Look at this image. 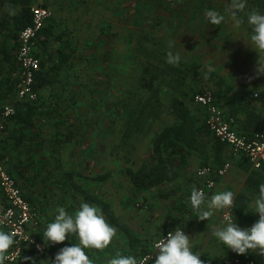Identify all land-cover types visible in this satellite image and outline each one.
<instances>
[{"label": "trees", "instance_id": "16d2710c", "mask_svg": "<svg viewBox=\"0 0 264 264\" xmlns=\"http://www.w3.org/2000/svg\"><path fill=\"white\" fill-rule=\"evenodd\" d=\"M0 1L1 5L7 2L16 6L15 13L5 14L0 21V35L4 41L0 42V46L3 44L6 53L13 57L19 48L21 31L32 22L31 8L40 0ZM189 1L176 0L175 3L185 5ZM43 6L49 8L47 4ZM251 6L248 12L255 10L264 14V0H253ZM68 18L58 21L53 12L52 18L46 22L35 40L36 54L41 60L34 85L38 99L15 105L17 114L8 120L15 127L13 131L10 130L8 121L5 122L2 141L4 163L9 173L16 179L24 198L33 207L38 208L41 205V202L33 197L35 192L33 187L38 180L43 181V174L47 172L50 182L59 187L64 195L81 198L83 203L100 208L103 216L117 227L134 248L139 241L137 235L116 217L111 204L101 196L92 194L81 183L84 179L106 183L114 178L115 171L89 178L73 165L63 161L62 151L71 141V135L60 132L62 126L67 124L63 114L74 108L83 84L81 76L76 72L77 67L81 69L78 60H90L84 53L87 45H84L86 40L82 42L81 30L75 21ZM249 28L252 29V26L249 25ZM101 30L96 44L101 47L107 46L102 38L108 33L107 29ZM146 33V39L153 41L154 48L145 46L150 57H147L148 67L142 68L140 85L144 86L146 79L148 81L146 86L152 87V91L145 109L139 110L133 104L125 106L126 111L130 110L124 129L129 142H143L150 152L146 162L139 168L128 167L123 172L138 191L146 192L151 199L157 197L159 200L163 197L159 192L160 188L164 184L178 181L182 169L193 165L198 168L207 166L220 168L227 160L226 144L217 139L206 125L204 109L198 104L189 103L184 97L183 90L190 87L193 98L197 94L211 92L232 127L236 125L232 118H236L237 113L245 110V105L240 103V94L235 92L232 85L226 83L225 77L217 70L207 71L204 76L201 73L202 65L198 61L186 62L180 59L179 64L175 66L167 63L166 45L160 43L163 38L153 40L152 35ZM130 36L131 40L133 39L131 43L129 42L131 50L136 52L142 49V45L144 48L143 42L136 41L138 34ZM212 64L210 61L203 65L209 67ZM202 78L204 81L213 82V88L206 82L200 86ZM54 119L57 121H53ZM239 127L243 131L241 134L252 138L264 131V116L249 112ZM52 130L54 133L50 134ZM10 138L14 139L17 147L27 149L28 156L19 162L15 161L14 156H10L14 148L12 144L10 146ZM47 142L52 151L51 158L41 153L46 149ZM52 161L56 168L49 170ZM253 181L254 177L251 176L247 182L249 188ZM45 184L47 186L46 181ZM31 187L33 189H30ZM232 214L238 218L242 214V209L234 205Z\"/></svg>", "mask_w": 264, "mask_h": 264}, {"label": "rangeland", "instance_id": "374dc122", "mask_svg": "<svg viewBox=\"0 0 264 264\" xmlns=\"http://www.w3.org/2000/svg\"><path fill=\"white\" fill-rule=\"evenodd\" d=\"M217 1L190 0L185 5L175 3L176 0L47 1L50 2V8L54 13L59 10L61 15H63L62 17H69L68 19L71 18L75 21L83 34L82 42L86 40L84 45L87 46L84 49V53L90 60H78L81 64V69L77 67L76 72L81 76L83 84L79 96L75 101L76 105L63 114V118L67 124L66 126H62L60 132L71 135L70 144L66 145L62 151L63 161L69 165H73L76 170L84 173L89 178L108 171H115L114 178L106 183H97L86 179L82 180L81 183L92 194L97 193L106 199L113 200L116 204H122V201L131 197L135 200L137 209L145 205L137 201L139 196L135 193L134 189L132 190L134 186L123 171L128 167L139 168L146 162L150 152L147 145L143 142H129L127 140L126 129H124L130 110L127 109L126 111L125 106L133 104L139 110L145 109L152 91V87L146 86L148 83L146 79L144 86L140 85L142 68L148 67L147 57L149 56V52L146 47L150 49L154 48L153 41L146 39V32L152 35L151 38L153 40L163 38L160 43H165L166 52L170 50L174 54L178 52L181 59L186 62L198 61L202 65V75H206L207 71L217 70L219 74L225 77L226 83L233 87L235 86L233 76L240 73L242 75L240 78L243 79L244 73H254L258 54L247 45L250 44V35L248 38L246 37L247 39L242 37L243 39L241 40V38H238L237 45L232 47V52L230 53L229 50L228 55H222L223 47H219L217 35L215 36L218 31L217 25H211L206 21L204 19L206 17L205 11L202 10L203 6L205 10L212 9V5L214 4L218 7ZM220 1L228 2L229 0ZM72 7H76L77 11H72ZM215 10L218 11V8ZM103 21L104 25L102 26ZM99 26L102 27L100 28ZM102 28L107 29L108 33L105 37H102L106 41L107 46L101 47L96 42L97 37L102 32ZM213 28L216 29L213 30ZM249 32L251 35L253 34L252 29ZM247 33L248 31L245 32V35ZM132 34H138L136 41L143 42L144 48L142 45V49H138L136 52L135 50H131L129 42L131 43L133 40H131L130 36ZM207 38L212 40V42H209ZM170 44L172 45L171 48L169 47ZM210 61L213 63L211 66H204ZM240 78L238 77V81H240ZM205 82L213 88V82L204 81L203 78L200 81V86ZM258 88L264 94V88L260 85L248 83L243 85V90L248 95L252 92L260 93ZM183 94L189 103L197 104L190 87H186L183 90ZM53 121L57 120L54 119ZM53 133L54 130L50 134ZM46 145V149L41 151V153L51 158L52 151L49 147V142ZM241 155L244 154L235 155L231 151L228 162L233 165L234 160L238 159ZM55 168L56 166L52 161V166L48 169L54 170ZM199 169L195 165L182 169V175L176 185L166 190L171 195V203L177 195H180V197L188 195L187 197L189 198L193 186L199 188L203 185V181L197 176ZM224 178L225 176L222 178L218 176L213 177L216 187L218 184L217 179ZM37 182L33 187L37 199L40 202L43 201L51 216L55 217L56 208L63 207V205L58 203V198H69V195H64L59 187L54 186L50 182L47 172L43 174V181L38 180ZM35 210L37 215L35 221L39 225V221H43L41 219L42 215L39 208H35ZM193 211V208L189 207L187 215L190 217ZM224 212L225 209L220 210L219 226L227 223L223 219ZM194 215H196L195 212ZM159 219H161L160 216ZM235 220L234 217L233 222ZM196 221L193 218L192 224L189 227L188 235L190 236V241L195 237L196 230L192 226L193 222ZM208 223L206 222L204 225L209 226ZM236 223L242 229H248V225H245V223L239 224L237 221ZM179 227L186 233L184 224ZM122 239L123 237L119 234H116L114 239H112V245H109L112 246L109 248L113 249L111 258L115 257L117 253L123 255L119 252L123 248L122 243L124 240ZM44 245L46 246L47 254L50 246ZM52 245L56 246L58 244ZM202 245L204 244L200 243V246ZM220 249L224 251V257L219 260L220 264H227V262L236 259L253 261L257 264L256 261L249 258L248 254L238 255L228 249L227 246ZM34 251L40 257L43 255L35 249Z\"/></svg>", "mask_w": 264, "mask_h": 264}, {"label": "crops", "instance_id": "0c3cea01", "mask_svg": "<svg viewBox=\"0 0 264 264\" xmlns=\"http://www.w3.org/2000/svg\"><path fill=\"white\" fill-rule=\"evenodd\" d=\"M47 1L48 0H40L34 5L43 6L47 4L50 8V2ZM252 2L253 0H247L246 9L242 13H238V17L243 21L239 28L234 26V21L231 18V15L226 11V9L229 8L230 0L228 2H222L218 0L216 2L218 3V7H216L215 4L212 5V9L218 8V12L222 10L221 14L225 16L224 21L220 25H217L218 31L215 34V36L217 35V43L219 47H223L222 55H228L229 50L230 53L232 52V47H235L237 45L238 38H241L242 40L243 38H248L249 35L251 36L249 32V30L251 29L249 28V24L247 23V14L249 13L248 10L252 7ZM15 9L16 6L10 5L7 2L1 5L0 1V21L5 14L12 12L15 13ZM71 9L72 11H77L76 7H72ZM202 10L205 11L204 6ZM54 15L57 17L58 21L60 19L66 18L62 17L63 15H61V12L59 10H57ZM204 19L208 21L206 17H204ZM215 29L216 28H213V30ZM246 31H248V33L245 35ZM2 37L3 36L0 35V42L4 43ZM209 42H212V40H209ZM9 46L11 49L12 41L11 43H9ZM17 53L18 51L14 53L13 57L11 56V54L9 56L5 51L4 45L2 44L0 46V122L2 121L1 113L4 106H15L20 102H23L18 100L16 91L19 76V63L17 60ZM253 74V72L244 73L243 79L240 78L242 77L240 73L236 74L237 77L233 76V82L235 81V92L240 94V103L245 105V110L237 113L236 118H232V121L235 122L234 125L236 124L233 128L240 133H242L243 131L240 129L239 125H241L246 120V114H248L249 112H254L264 116V94L261 92V90L258 88L261 93V95L259 94V98L254 97L256 92H252L250 95H248V93L243 90V85H245V83L251 85L257 84L264 88V75L260 76V79H252L250 82H248L249 80L247 78L252 76ZM238 77L240 78V81H238ZM7 124L10 125V130L12 129L13 131L15 127L12 125V122L8 121ZM9 141L10 146L11 144L14 146L10 156H14L16 162H19L28 156L26 148L24 150L21 147H17L14 143V139L10 138ZM226 146L227 149L225 155L227 158V163L229 161L232 149L228 145ZM251 176L254 177V181L252 182L253 185L249 188L247 182ZM177 182L178 181L164 184L159 190L160 194L163 195V197L159 200L157 199V197L155 199H151L150 195H148L146 192L138 191L135 187L132 188V190L134 189L135 193H137V195L139 196V198H137V201L145 204L143 205V207H139V209L136 208V202L131 197L127 198V200L122 201V204H116L113 202V200H109L101 196L109 204H111L116 217L122 223L126 224L130 228V230H132L137 235L139 239L136 247L132 248L131 244L127 241L125 236L120 233L117 227L110 223L104 216L105 220L111 226H114L117 229L116 234H119L123 237V248H121L123 251L121 250L119 252H121L123 255H132L139 259V257L150 251L153 247V243L170 229H176L178 226L184 224L186 227V234L188 235L189 227L192 224L194 218L197 221L193 222L192 226V228L196 230L194 239L190 241L192 244H195L193 246L191 244L192 252L194 254L201 255L200 258L204 261V264H220L219 260L224 257V251L220 248L225 247L226 245H224L213 235V229L219 226L218 223L220 217V210L214 212V218L211 217L208 221H201V223L200 220H198L197 215H194L195 211H193V214H190L189 217L187 215L188 208L192 207L190 203V197L188 198V195H183L182 197H180V195H177L171 203V195L166 191L170 188H173ZM217 182L218 184L216 189L214 191L209 192L206 196L210 197L212 194L218 191L234 192L235 197L233 206L238 205L239 208L242 209V214L239 215L238 218L235 217V221H237L239 224L245 223V225H248V228H250L259 219V215L255 212L254 201L259 193V185L264 183V173L254 170L249 158L244 154L241 155L238 159L234 160L232 168L228 172V175L225 176L224 179H217ZM30 189L33 188L31 187ZM1 193L0 204H5V198ZM96 195L98 194L96 193ZM33 197L37 199L35 193ZM58 199L59 202H57L60 205H63V207H65L66 211L69 214H74L79 209L80 204L83 203L81 198H72L70 197V195L69 198L64 197L63 199ZM32 208L35 210V207L32 206ZM38 208L40 209L42 215L41 219L43 221H39V225H37V221H34V223L31 224V226L29 227V231L34 236V238L38 240L39 243L45 244L43 240V233L46 230L47 224L53 222L55 217L51 216L50 211L47 210L46 205H44L43 201L41 202V205ZM159 216L161 217V219H159ZM206 222H209V226L204 225ZM3 231L7 232L6 230ZM75 243H78V236L70 233L69 237L65 240L64 243L58 244L56 246L49 245L50 247L48 249L47 254L45 253V255H41V257L34 251V248L32 249L31 246H26L21 259L15 264H33V262L34 264H49L48 260H54L55 255L60 251V249L67 246H71ZM200 243L204 245L200 246ZM110 245H112V243H110ZM109 247L112 246H108L103 250L85 249V253L93 261V264H107V260L110 259L111 255L113 254V249ZM246 254L250 256L249 258H251V260L256 261L257 264H264V256H260L256 252L251 250ZM151 264H154V260L151 262Z\"/></svg>", "mask_w": 264, "mask_h": 264}, {"label": "clouds", "instance_id": "9594fccd", "mask_svg": "<svg viewBox=\"0 0 264 264\" xmlns=\"http://www.w3.org/2000/svg\"><path fill=\"white\" fill-rule=\"evenodd\" d=\"M246 7L247 0H230L229 8L226 9L237 28L243 23L238 13H242ZM205 16L211 25H220L225 19V16L215 9H206ZM247 23L253 30L250 44L247 45L258 54L254 74L247 78L250 82L264 75V14L255 10L249 12ZM180 59L178 52H167V63L175 66L179 64ZM255 94L259 96L260 93ZM234 197L235 193L232 191H218L207 197L202 189L193 186L190 203L198 220L208 221L215 211L231 208ZM254 206L259 219L250 228L242 229L236 221L228 220L226 224L213 229L214 237L238 255H245L251 250L264 256V183L259 185ZM55 211L54 221L47 224L43 233L45 244H62L70 233L78 236V243L60 249L54 260H48L49 264H93L85 249L103 250L116 235L117 229L105 220L102 210L97 206L85 202L80 204L74 214H69L64 207H57ZM14 236V233L0 230V264H4L8 259L6 254L16 242ZM154 247L157 249L154 264H204L201 255L192 252L190 236L179 226L174 232H169L166 238L159 239ZM107 264H143V258L117 253L115 257L107 260Z\"/></svg>", "mask_w": 264, "mask_h": 264}, {"label": "built area", "instance_id": "2783aa9c", "mask_svg": "<svg viewBox=\"0 0 264 264\" xmlns=\"http://www.w3.org/2000/svg\"><path fill=\"white\" fill-rule=\"evenodd\" d=\"M53 12L50 8L42 5H35L31 8V24L20 33L19 48L17 60L19 63V76L17 83V98L19 101H36L38 93L36 92L35 76L40 70L41 60L36 54L35 40L44 28L46 22L51 19ZM255 98H259L256 94ZM195 102L200 105L206 113V125L214 136L222 143L231 147L235 155L245 154L254 170L264 173V131L255 134L252 138L236 131L226 118L223 110L217 104L214 95L211 92L197 94ZM264 109V103H263ZM17 110L13 105H6L2 109L0 122V191L5 198V204H0V230H6L8 233H14L15 243L6 254L8 259L4 264L17 263L25 250L26 246H31L38 253L45 254L46 246L39 243L30 233L29 227L36 220V212L31 204L24 198L21 188L16 179L9 173L4 163V151L2 141L5 134V122L16 116ZM232 164L225 163L220 168L210 166L200 168L197 176L203 181L198 189H202L207 195L216 188L214 176L224 177L231 170ZM232 207L225 209L223 219L234 221ZM170 230L159 239L166 238ZM157 239L154 244L159 240ZM153 247L140 258H143V264H151L157 254V249ZM227 264H255L253 261H242L236 259L227 262Z\"/></svg>", "mask_w": 264, "mask_h": 264}]
</instances>
